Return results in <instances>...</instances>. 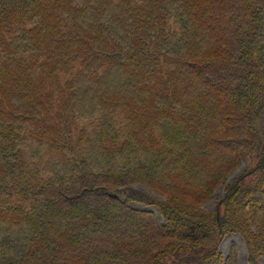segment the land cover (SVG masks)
<instances>
[{"label":"trees","instance_id":"1","mask_svg":"<svg viewBox=\"0 0 264 264\" xmlns=\"http://www.w3.org/2000/svg\"><path fill=\"white\" fill-rule=\"evenodd\" d=\"M234 237L264 264V0H0V264Z\"/></svg>","mask_w":264,"mask_h":264},{"label":"rangeland","instance_id":"2","mask_svg":"<svg viewBox=\"0 0 264 264\" xmlns=\"http://www.w3.org/2000/svg\"><path fill=\"white\" fill-rule=\"evenodd\" d=\"M212 207H213V204L209 206V208H212ZM232 244H235L239 250L241 264H247L245 247L240 238L234 237L232 239H226L222 244V251L224 252V254L226 255L229 254Z\"/></svg>","mask_w":264,"mask_h":264}]
</instances>
